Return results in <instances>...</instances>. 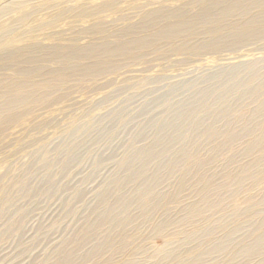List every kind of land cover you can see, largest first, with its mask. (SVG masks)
Segmentation results:
<instances>
[{
    "label": "rangeland",
    "instance_id": "rangeland-1",
    "mask_svg": "<svg viewBox=\"0 0 264 264\" xmlns=\"http://www.w3.org/2000/svg\"><path fill=\"white\" fill-rule=\"evenodd\" d=\"M0 264H264V0H0Z\"/></svg>",
    "mask_w": 264,
    "mask_h": 264
},
{
    "label": "bare ground",
    "instance_id": "bare-ground-1",
    "mask_svg": "<svg viewBox=\"0 0 264 264\" xmlns=\"http://www.w3.org/2000/svg\"><path fill=\"white\" fill-rule=\"evenodd\" d=\"M85 14H86V12H85V11H82V12H81V15H85Z\"/></svg>",
    "mask_w": 264,
    "mask_h": 264
}]
</instances>
